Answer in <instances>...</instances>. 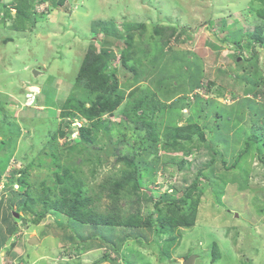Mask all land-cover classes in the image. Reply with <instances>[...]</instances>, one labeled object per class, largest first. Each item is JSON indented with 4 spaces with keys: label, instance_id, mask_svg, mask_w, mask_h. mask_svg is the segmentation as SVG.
I'll return each mask as SVG.
<instances>
[{
    "label": "rangeland",
    "instance_id": "rangeland-1",
    "mask_svg": "<svg viewBox=\"0 0 264 264\" xmlns=\"http://www.w3.org/2000/svg\"><path fill=\"white\" fill-rule=\"evenodd\" d=\"M239 30L238 50L226 38ZM261 36L264 0H0V142L17 144L6 152L13 173L0 172L13 183L0 264H264V137L244 153L264 82L243 62L255 55L264 80ZM84 63L99 75L82 78ZM97 95L106 100L91 115ZM69 120L92 140L61 136ZM176 212L190 224L156 228ZM117 217L118 252L69 238ZM137 232L148 239L122 241Z\"/></svg>",
    "mask_w": 264,
    "mask_h": 264
},
{
    "label": "trees",
    "instance_id": "trees-1",
    "mask_svg": "<svg viewBox=\"0 0 264 264\" xmlns=\"http://www.w3.org/2000/svg\"><path fill=\"white\" fill-rule=\"evenodd\" d=\"M44 1V0H43ZM46 1V0H45ZM55 6H58L59 3L57 4H54ZM51 7H53L51 5ZM54 8V7H53ZM20 11V10H19ZM18 11V12H19ZM230 26V25H229ZM225 28H227V24L225 23L224 25ZM94 29L96 31H100L102 30V34H104L103 36V39H117L119 37H117V34H116V28L114 26V24H111V23H96L94 24ZM241 31V30H239ZM241 33L240 36L238 35H235L234 33H232V36L234 39L231 40V37H229L231 34H229L226 38V41L229 43V44H232L235 46L236 49H240V44L238 45L237 42H240L241 41V38L242 36L244 35V32L241 31L239 32ZM95 37V36H94ZM262 38L259 37L256 38L257 42H260L261 44H263L264 42V36H261ZM99 38V37H98ZM102 39V40H103ZM100 40V38H99ZM250 40V43L248 44V47H251V43L253 42L252 39H249ZM222 41V40H221ZM255 56V55H254ZM250 57V58H246L244 60L243 63H247L250 67L248 68V70H252L251 74H255V76H257L261 81L264 82V80L261 79V77L259 76L261 73L259 72L258 70V65H257V62L255 63V57ZM101 70H98V69H95L94 68V63L93 64H89V63H84L83 66L81 67L80 69V73L79 75L84 78V77H88L89 74L93 73L94 75H99ZM248 81L251 83V85L253 86V88H257L259 86V82L257 81H253L252 79H248ZM252 88V87H251ZM106 100V98L104 96H100V95H97V103L93 104V110L90 112V114L92 115L93 113H99V110L97 109L99 106L103 105V102ZM140 103H138L137 105H139ZM251 120L254 122V125L253 127L250 129V133L249 135L247 136L246 138V147H245V150H244V153L248 154L252 148V145H254L256 143V141H258L259 139H261L262 137H264V109H255L253 110V113H252V116H251ZM70 121H75V120H70ZM70 122L68 124V126L70 127V131L71 132H74V128H72L71 126V123ZM263 123V124H262ZM91 135H92V129L90 127H87V126H82L79 128L78 130V137L73 140V143L75 142H79L81 144H85V143H89L92 138H91ZM61 136L63 137H70L71 138V133H66L65 134H61ZM155 152V148H153V146L150 145V150L147 152V155H151ZM9 162V159L7 161H5L3 163V161H1V167H5L4 164L8 163ZM142 166L145 165L144 163L141 164ZM144 168V166H143ZM3 173V169H1V171ZM200 170L198 172V174H200ZM136 174L137 175H140V169L136 171ZM1 178V177H0ZM141 180V179H140ZM139 180V181H140ZM13 184V183H12ZM12 184L9 183L8 184V187H12ZM140 184V183H139ZM115 186L116 187H120L121 186V182L120 181H116L115 182ZM20 188H22V186H20ZM9 192L11 191V189H9ZM187 197H183L182 200L183 202H187ZM166 200H168L170 203H172V201H175L176 199L172 196H168L166 198ZM2 204L4 205L3 201H0V208L2 207ZM11 205H13V202H10ZM65 213L67 215H73L74 217H77V213L76 212H70V211H67L65 210ZM159 213H160V210H159ZM162 213V212H161ZM176 215H172L170 217H166V218H160L159 220V223L160 224H157L156 228H177L181 225H189L190 222L188 221V219H186L185 217H181L180 215V212H176L175 213ZM72 219H74L73 217H71ZM118 217L117 218H114V219H111V220H105L103 222V224H92V231H91V234L87 235V236H84V235H80L78 234V231L74 228V233H75V236L73 237H69L70 240L72 241H77V242H86V241H91L93 239H97L100 241V244L99 245H104V244H107L108 246H110L111 248H113L116 252H118V249H117V244L115 242V239L114 237H112V228L119 225L118 224ZM193 218H191L192 220ZM120 220V219H119ZM15 229V230H14ZM9 231L11 232L10 234H13L15 233L16 231V225L14 224L13 228H9ZM138 238V239H143V240H147L148 237L140 232H137L136 235H132V234H125L122 238V241H126V240H129L131 238ZM68 238V239H69ZM1 247V246H0ZM84 248V247H83ZM86 248H84L85 250ZM220 253V254H219ZM212 256H213V261H217L218 259H220L221 257V251L219 249V247L217 245L213 246V249H212ZM107 258H109V256H106ZM104 260H98L96 262V264H100L102 263ZM114 263H116V261H113Z\"/></svg>",
    "mask_w": 264,
    "mask_h": 264
},
{
    "label": "crops",
    "instance_id": "crops-1",
    "mask_svg": "<svg viewBox=\"0 0 264 264\" xmlns=\"http://www.w3.org/2000/svg\"><path fill=\"white\" fill-rule=\"evenodd\" d=\"M1 57H3V56H1ZM38 90H40V92H41V88L40 87H38ZM0 99H1V97H0ZM36 100H40V102H41V97L39 96V94L37 95V99ZM39 108L42 110V111H45V112H47L46 111V109L47 108H45V106H43L42 104L39 106ZM26 112V111H25ZM45 112H42V113H45ZM28 113V112H27ZM44 115V114H43ZM23 119V121H25V120H31L33 117L31 116V115H29V114H26L24 117H22ZM42 119V118H41ZM14 122H16V121H14ZM14 122L12 123V122H7L5 125H7V126H10L9 128H11V129H9V128H7L5 131L7 132V133H4L3 132V136H5V137H7V135L9 134H11V132L13 131V124H14ZM4 124V123H3ZM26 130H27V127H24ZM28 131V130H27ZM16 135H18L19 137H21V135H22V133H21V128H20V132H19V130H17L16 132ZM13 139H15V138H7V140L5 139V138H2L1 140V142H0V148H1V151L0 152H2V157H1V161H3V163L5 162V160L7 161L8 159H9V155H7V150H11L12 148H14L16 145H14V147L12 146V144H14V141L15 140H13ZM12 147V148H11ZM17 147H19V146H17ZM15 149V148H14ZM10 161V160H9ZM9 163V162H8ZM8 163H6V165H5V167L8 165ZM7 170H8V166L5 168V169H3V172L4 171H6L7 172ZM9 231V230H8ZM6 231H4V232H1L0 233V246H2L3 245V242L4 241H8V232L7 233H5ZM10 233V232H9ZM6 242H4V244H5ZM17 250H19V249H16L15 251H16V253H18V257H20L21 255V253H19ZM23 258V257H22ZM1 261V260H0ZM26 261H24V263H25ZM26 264V263H25Z\"/></svg>",
    "mask_w": 264,
    "mask_h": 264
},
{
    "label": "built area",
    "instance_id": "built-area-1",
    "mask_svg": "<svg viewBox=\"0 0 264 264\" xmlns=\"http://www.w3.org/2000/svg\"><path fill=\"white\" fill-rule=\"evenodd\" d=\"M28 101H30V104L32 105L35 101H36V95L34 94H28L27 95ZM30 106V105H29ZM70 121V120H69ZM71 126L73 128H75V132L73 133V138L77 136L78 132H77V127H80L81 125L76 121L73 122L71 124ZM8 184L9 182H7L6 180L2 179L0 181V201H7V199L9 198V190H8Z\"/></svg>",
    "mask_w": 264,
    "mask_h": 264
},
{
    "label": "water",
    "instance_id": "water-1",
    "mask_svg": "<svg viewBox=\"0 0 264 264\" xmlns=\"http://www.w3.org/2000/svg\"><path fill=\"white\" fill-rule=\"evenodd\" d=\"M36 89H38V88H36ZM185 116H187V114H185ZM16 217H18V215H17ZM37 243H38V240L35 239V238H32L31 241H30V244H31V245H35V244H37ZM197 258H198L197 255H192V256L188 257V258L183 262V264H195Z\"/></svg>",
    "mask_w": 264,
    "mask_h": 264
},
{
    "label": "clouds",
    "instance_id": "clouds-1",
    "mask_svg": "<svg viewBox=\"0 0 264 264\" xmlns=\"http://www.w3.org/2000/svg\"><path fill=\"white\" fill-rule=\"evenodd\" d=\"M28 93H29V92H28ZM36 97H37V96H36ZM36 99H37V98H36ZM36 101H37V100H36ZM36 101L34 102V104L36 103ZM76 121H77V120H75V121H73V122H76ZM73 122H72V123H73ZM72 123H71V124H72ZM80 127H82V126H80ZM80 127H77V128H78V129H77V132H78V130H79ZM72 128H73V127H72ZM74 129H75V128H74ZM74 132H75V130H74ZM74 132L71 133V138H73L72 135H73ZM77 137H78V134H77V136L74 137L73 139L75 140ZM66 138H67V137H66ZM7 173H11V174H12V173H13V170H12V169H11V170H8ZM9 194H10V192H9ZM9 198H10V197H9ZM20 261H23V258H21ZM24 264H25V263H24Z\"/></svg>",
    "mask_w": 264,
    "mask_h": 264
}]
</instances>
